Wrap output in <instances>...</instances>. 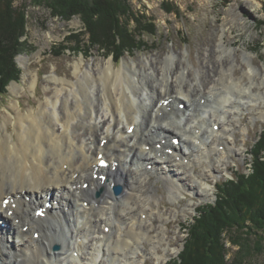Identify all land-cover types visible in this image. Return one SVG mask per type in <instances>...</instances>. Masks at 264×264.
<instances>
[{
    "label": "bare ground",
    "instance_id": "bare-ground-1",
    "mask_svg": "<svg viewBox=\"0 0 264 264\" xmlns=\"http://www.w3.org/2000/svg\"><path fill=\"white\" fill-rule=\"evenodd\" d=\"M220 50L195 72L180 54L158 72L151 63L147 72L135 63L76 64L73 80L50 79L55 89L37 109L8 118L13 132L0 130V264H131L144 244L162 263L157 248L167 232L155 220L164 213L152 184L162 182L171 201L209 197L212 157L224 163L237 154L242 113L264 120L263 71L243 51L235 77V51L223 42Z\"/></svg>",
    "mask_w": 264,
    "mask_h": 264
},
{
    "label": "rangeland",
    "instance_id": "rangeland-1",
    "mask_svg": "<svg viewBox=\"0 0 264 264\" xmlns=\"http://www.w3.org/2000/svg\"><path fill=\"white\" fill-rule=\"evenodd\" d=\"M127 1L139 18L143 16L153 23L155 31L142 35V44L136 45L138 49H133L120 58L106 56L96 46H87V37L82 34L84 28L79 16L61 19L53 16L45 6H33L30 0L14 2V7L24 8L25 35L20 39L23 44L21 52L13 59L18 75L0 94V130L4 127L7 132L12 133V124L6 126L5 121L19 113L37 109L55 89L50 79L58 77L73 80L76 64H81L84 71L87 67H100L108 61L112 62L115 69L120 68L123 62L135 63L147 72L150 68L147 63H151L158 72L165 70L166 57L180 54L184 56L182 63L190 72H195L203 56H207L211 49L217 55L216 59L220 56V45L223 42L229 50L235 51L239 66L235 69V77L241 74V66L244 67L241 62L243 51L249 53L254 66L264 73V0H165L166 8L172 9V12L165 10L163 0ZM82 48L85 49L84 52L80 51ZM33 79H37V83L31 89ZM258 80L255 79V82ZM12 85H18L19 91L16 94L10 91ZM259 89L264 94L263 86ZM17 101L22 109L16 106ZM241 120L247 131L235 132L237 138L234 149L237 154L229 155L224 163H218L212 157L214 178H210L209 182L214 190L209 197L183 193V196L171 201L162 182L152 184L156 189L155 196L160 200L159 210L164 213L161 220H155L158 227L165 224L167 232L165 241L157 248V252L166 257L162 263H158L148 244H144L143 253H139L131 264H171L183 249L187 237L186 228L193 222L196 211L202 205L214 203L217 187L222 182L231 180L237 174L249 173L252 147L264 129V120L252 118L249 112L242 113ZM174 138L179 137L176 135ZM195 170L202 172L199 167H195ZM188 176L191 177L189 174ZM1 224L3 225L0 221ZM251 240L252 244L254 238ZM225 247L228 248L225 258L230 260L236 248L227 242ZM262 247L260 253L247 258L244 264H264V236ZM87 251L85 247L83 258H86ZM104 264H108L107 260Z\"/></svg>",
    "mask_w": 264,
    "mask_h": 264
},
{
    "label": "trees",
    "instance_id": "trees-1",
    "mask_svg": "<svg viewBox=\"0 0 264 264\" xmlns=\"http://www.w3.org/2000/svg\"><path fill=\"white\" fill-rule=\"evenodd\" d=\"M15 1L0 0V94L18 75L13 59L21 52L20 39L25 35L24 8L14 7ZM163 1L165 10L172 12L166 8L167 1ZM30 2L33 6H45L61 19L79 16L87 46H96L114 58L137 50L142 35L155 31L153 23L143 16L139 18L127 0ZM248 170L247 174H237L222 182L214 203L202 205L196 211L193 222L186 228L183 249L171 264H244L247 258L263 250L264 129L252 147ZM251 238H254L252 244ZM226 242L236 248L230 260L225 258Z\"/></svg>",
    "mask_w": 264,
    "mask_h": 264
},
{
    "label": "water",
    "instance_id": "water-1",
    "mask_svg": "<svg viewBox=\"0 0 264 264\" xmlns=\"http://www.w3.org/2000/svg\"><path fill=\"white\" fill-rule=\"evenodd\" d=\"M114 191H115L116 194H117V193H120L121 188H120L119 186H116V187L114 188ZM58 249H59L58 246H55V247H54V250H58Z\"/></svg>",
    "mask_w": 264,
    "mask_h": 264
}]
</instances>
